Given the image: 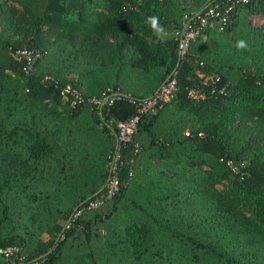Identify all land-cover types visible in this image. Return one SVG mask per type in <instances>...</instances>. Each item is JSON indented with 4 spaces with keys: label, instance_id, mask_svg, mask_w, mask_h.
Returning <instances> with one entry per match:
<instances>
[{
    "label": "trees",
    "instance_id": "16d2710c",
    "mask_svg": "<svg viewBox=\"0 0 264 264\" xmlns=\"http://www.w3.org/2000/svg\"><path fill=\"white\" fill-rule=\"evenodd\" d=\"M205 2L0 0V102L6 113L0 120L1 251L16 248L19 257L38 264H95L102 253L99 227L115 218L105 226L107 264H264V68L250 72L238 65L246 53L254 63L264 56V37L261 49H248L262 31L247 21L245 31L239 25L240 14L264 17V0L239 6L223 30L209 27L192 42L178 92L154 115L137 114L125 101L98 115L89 106H72L61 94L68 84L81 89L84 77L93 73L90 64L110 66L130 54L136 57L134 67L146 70L157 48L166 53L163 82L175 65L177 42L161 43L146 18L155 15L162 27H180L182 15ZM206 34L223 40L222 57L205 52ZM210 39L217 47L218 39ZM241 39L248 46L238 50ZM23 49L39 53L28 74L24 62L12 58ZM7 70L16 77L14 85L7 83ZM212 72L220 76L218 89L202 88L201 97L188 98L185 88L200 86ZM108 88L124 92L115 85L98 95ZM6 92L20 95L7 100ZM136 115L137 133L121 149L117 193L87 209L107 181L103 168L115 151L117 123ZM150 158L152 176L144 188L132 191L128 184L141 161L145 167ZM227 160L241 172L232 173ZM83 188L88 189L82 193ZM61 189L79 190L64 210L57 209L55 197ZM51 208L57 209L59 223L48 217ZM75 210L81 215L58 242ZM42 234L48 238L42 240ZM16 257L0 254V264H20Z\"/></svg>",
    "mask_w": 264,
    "mask_h": 264
},
{
    "label": "built area",
    "instance_id": "2783aa9c",
    "mask_svg": "<svg viewBox=\"0 0 264 264\" xmlns=\"http://www.w3.org/2000/svg\"><path fill=\"white\" fill-rule=\"evenodd\" d=\"M250 0H206L203 7L195 11L185 12L181 18V27L178 32L176 46V62L166 79L160 84L157 90L147 98H135L131 94L120 90L108 88L98 96H87L80 88L71 85H65L61 94L65 99L70 100L72 106L85 105L89 106L98 113L102 114L103 110H107L116 102L125 101L134 106L137 114L154 115L163 105L169 103L179 90V75L181 68L187 58L190 56V46L193 41L201 36L206 29L211 26H219L223 30L229 25L234 16L235 10L239 6L246 5ZM12 58L16 62L23 61V71L25 74L33 71L35 63L39 58V53H34L28 50H17L12 54ZM47 79V78H46ZM45 79V80H46ZM220 76L217 73L208 74L200 83V86L186 87L187 96L190 99H195L203 95L202 88H207L211 93L218 89ZM139 116L121 121L116 125V146L108 165V178L103 187V190L95 194L88 201L87 209H97L105 201L112 199L118 191L119 179L118 171L121 165V149L123 146L132 142L137 133ZM188 136L189 133L184 134ZM136 152H139L138 145H135ZM226 166L235 175L241 172L240 166L235 165L232 161L227 160ZM82 210H75L70 214L65 223L63 230L60 233L59 241L64 240V232L70 230L72 225L78 220ZM57 245V244H56ZM0 254L5 257H10L17 254V259L20 264H38L37 261L26 262L25 258L18 256V249L8 248L4 251L0 250ZM11 264H15L14 262Z\"/></svg>",
    "mask_w": 264,
    "mask_h": 264
},
{
    "label": "crops",
    "instance_id": "0c3cea01",
    "mask_svg": "<svg viewBox=\"0 0 264 264\" xmlns=\"http://www.w3.org/2000/svg\"><path fill=\"white\" fill-rule=\"evenodd\" d=\"M178 25L174 26L173 28L163 27L165 32L162 34L163 39H159V41L165 44V42L173 39L177 42L178 32L181 27V25L180 27ZM209 33H211V31H209ZM153 34L155 33L153 32ZM209 39L210 35L206 34L203 36L204 42L207 43ZM110 42L114 43L112 39H110ZM204 47L206 48V46ZM95 48H98V46L96 45ZM125 52L126 51H123L122 54H125ZM155 53L156 55H153L148 59V62L146 63L148 69L146 70L135 68L133 62L136 57L132 59L130 54L124 55L121 58L119 57L116 62L106 67L101 66L99 63L95 65L90 64V70H92L93 73L91 72L88 77H84V85L81 87V90L84 93L86 92L87 95L89 94L90 96H96L104 88L118 85L125 93L133 94L140 98L151 96V94L157 90L162 82V76L164 74L162 62L166 60V53L163 51V48L155 49ZM83 54H85L84 51ZM96 56H101L100 51L96 50ZM86 62V65H84L85 69L88 71L89 67ZM83 66H81L82 69ZM83 112H86V110ZM186 132L187 131H185V133ZM159 139L161 140V136H159ZM151 163L152 158L146 160V169L148 172H150V174L153 173L152 170H149V168H151Z\"/></svg>",
    "mask_w": 264,
    "mask_h": 264
},
{
    "label": "rangeland",
    "instance_id": "374dc122",
    "mask_svg": "<svg viewBox=\"0 0 264 264\" xmlns=\"http://www.w3.org/2000/svg\"><path fill=\"white\" fill-rule=\"evenodd\" d=\"M13 6H15V8L19 12H21V9L18 8L17 5H13ZM199 6H200V4L198 5V8H199ZM239 21H240V23H239L240 29L242 31H245V29H246V21L248 22L247 24H249L252 28L262 31L263 36L261 37L260 31H259V35L256 36L255 39L252 42L249 43V46H248V49H250V48H256V47L259 48V49H261L262 45L260 44V41L262 43L263 42V37H264V17L259 16V15H250L248 17H246V15H245V17H244V15L240 14ZM210 38H212L210 40H217L218 39L216 42H219V44L216 47V46H214V44H211V43H209L207 41V44H205L207 50L205 48V52L210 53V55L212 57H214V58L215 57L218 58L220 55L222 57L221 48L223 47V40H219V37H216L214 34L210 35ZM205 45H203V47ZM0 54H1V52H0ZM246 55H247V58H245L244 61H242V62L240 61L238 63V65H239L240 68L243 69V68L247 67L248 71H250V72H253L256 69L257 66H259L261 68H264V56H261L260 58H256V62L254 63L253 60H249V59H255V58L250 53H246ZM6 74L10 76L9 79L6 78V80L8 81L7 83L10 82V84H13L12 83V80L16 78L15 75L11 71H9V70L6 71ZM21 83L22 82H20V84ZM16 84H18V83H16ZM12 93H13V95H16V97H18L20 95V92H17V94H16V92L15 93L14 92H6L5 95H4L5 98L8 100V98L12 95ZM11 106H14V104H12ZM4 111H5V104H3V103L1 104V102H0V120H3L4 117H5V115H6V113ZM35 113L37 114V116L39 115L38 116L39 118H42L40 116L41 113L40 114L38 112H35ZM45 124H46V122H45ZM47 125H49V123H47ZM85 156H86V162H87V155H85ZM90 161L92 162V158L91 157H90ZM88 164H89V161H88ZM142 164H143V162L141 161V164L139 165L138 171L136 170L137 176L135 175L134 178L132 179V181H130V183L128 184V187H130V189L132 191L133 190L135 191V190L139 189L141 186H143V188H144V183L145 182H148L149 179H150V176H152V174L148 173V171L146 169V166L145 167H142ZM204 169L206 170L207 167H204ZM103 171H108V167L105 166L103 168ZM137 180L140 181V182H138ZM77 187H78V185H77ZM86 189H88V188H83L82 193L84 191H86ZM216 189L217 190H223L224 187L223 186H217ZM71 192H73V191L66 190V189L65 190L64 189H61L57 193L58 195L56 194L55 197L58 199L57 205L60 204L59 208H57L58 210H60V209L61 210H64V209H66V207H69V205L72 204V202L70 203L69 200L71 198H73L74 196H77V193L79 192V190H76L77 193H75V194H73ZM132 194L133 193H131L130 197H132ZM139 195H141V196L139 197ZM139 195L136 197V199H138V200L141 199V197H143L142 194H139ZM67 201H68V205L66 206ZM71 206H73V205H71ZM57 209H55V210H57ZM55 210H54V208H51V211L48 212L47 214H48V217H55L56 218L55 221H57V223H59L61 221V218L59 216H57L58 213H54ZM116 222H117V219L114 218L112 220V222H106V224L101 225L99 227V232H100V235H101L100 236L101 239H100V242H98V245H99V248H100L99 251H101L102 253L101 252H100L101 254L99 253L100 256L98 258H96L95 264H107V262L109 263V261H110V256L108 255V251H107V249L105 247V244H104L105 241H106V237L108 236L107 235V230H106L105 226L113 225ZM43 223H44V221H43ZM52 223L53 222L50 221L49 222V226ZM44 226H45V224H44ZM40 238L42 240H46L48 238V235L47 234H42L40 236ZM107 238L109 239V237H107ZM112 240H114V238ZM110 242H111V240L108 241V243H110ZM78 255H79V253H78ZM87 264H90V263H87Z\"/></svg>",
    "mask_w": 264,
    "mask_h": 264
},
{
    "label": "clouds",
    "instance_id": "9594fccd",
    "mask_svg": "<svg viewBox=\"0 0 264 264\" xmlns=\"http://www.w3.org/2000/svg\"><path fill=\"white\" fill-rule=\"evenodd\" d=\"M145 23L150 25L151 29L153 30V32L156 34V36L159 39H163L162 34L165 32V29L160 25L159 23V18L155 15L153 16H149L146 18ZM247 42L243 39L238 40L235 44V47L238 50H243L247 48Z\"/></svg>",
    "mask_w": 264,
    "mask_h": 264
}]
</instances>
